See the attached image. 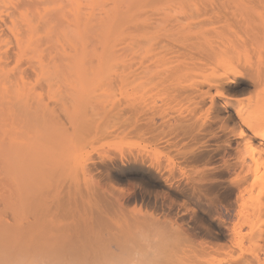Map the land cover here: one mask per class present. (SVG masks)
Instances as JSON below:
<instances>
[{
	"label": "bare ground",
	"instance_id": "obj_1",
	"mask_svg": "<svg viewBox=\"0 0 264 264\" xmlns=\"http://www.w3.org/2000/svg\"><path fill=\"white\" fill-rule=\"evenodd\" d=\"M264 264V0H0V264Z\"/></svg>",
	"mask_w": 264,
	"mask_h": 264
},
{
	"label": "clouds",
	"instance_id": "obj_2",
	"mask_svg": "<svg viewBox=\"0 0 264 264\" xmlns=\"http://www.w3.org/2000/svg\"><path fill=\"white\" fill-rule=\"evenodd\" d=\"M165 253L148 245L133 248L126 256V264H162Z\"/></svg>",
	"mask_w": 264,
	"mask_h": 264
}]
</instances>
